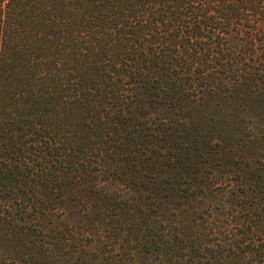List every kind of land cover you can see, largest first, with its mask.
<instances>
[{
  "label": "trees",
  "instance_id": "obj_1",
  "mask_svg": "<svg viewBox=\"0 0 264 264\" xmlns=\"http://www.w3.org/2000/svg\"><path fill=\"white\" fill-rule=\"evenodd\" d=\"M0 264H264V0H0Z\"/></svg>",
  "mask_w": 264,
  "mask_h": 264
}]
</instances>
